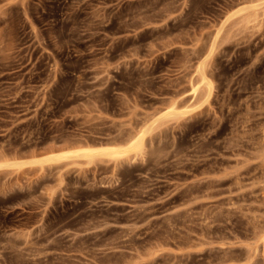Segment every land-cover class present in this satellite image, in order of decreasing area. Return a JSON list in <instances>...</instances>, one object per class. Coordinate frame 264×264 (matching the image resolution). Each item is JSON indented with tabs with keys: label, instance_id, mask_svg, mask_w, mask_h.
Wrapping results in <instances>:
<instances>
[{
	"label": "rangeland",
	"instance_id": "374dc122",
	"mask_svg": "<svg viewBox=\"0 0 264 264\" xmlns=\"http://www.w3.org/2000/svg\"><path fill=\"white\" fill-rule=\"evenodd\" d=\"M143 128L0 167V264L264 261V0H0V163Z\"/></svg>",
	"mask_w": 264,
	"mask_h": 264
},
{
	"label": "bare ground",
	"instance_id": "6f19581e",
	"mask_svg": "<svg viewBox=\"0 0 264 264\" xmlns=\"http://www.w3.org/2000/svg\"><path fill=\"white\" fill-rule=\"evenodd\" d=\"M202 70L201 69L198 70L199 80L197 78L193 79V80L197 79L198 82L194 81L195 83L193 82L194 84L192 85V81H191L192 93L198 92L202 87H207L210 89V86H211L210 81L206 78V76ZM204 89H206V88H204ZM208 93L210 95V92H208ZM173 105L174 106H172L170 112L168 114H166V116L168 115L170 117L171 115L175 114L176 107H175V104H173ZM189 106H190V104H189ZM153 128H155V126ZM143 129L144 130H141L138 133H135V134L131 133L132 135L129 134V136L122 143H116V142L115 143H110V142L109 143L108 142L103 143L102 142V143H97V144L77 145V146H73V147L66 148V149H60V150H53L52 149V151L47 153L43 158L30 159L29 161H26V162L25 161L24 162L18 161V162H13V163L12 162L11 163L4 162V163H0V167L2 168V166H5V165H10V166L11 165L17 166V165H22V164L25 165V163L30 164V165L42 164V163H53V162H60L62 160H66V159H69L72 157L73 158H85L87 160H91V159L98 157V156H107V157H111V158H119V157L127 156L131 151L135 152V154H138L143 149L145 135L148 133L147 130H145V128H143ZM257 136H258V134H257ZM262 245L264 247V238L262 240ZM263 264H264V261H263Z\"/></svg>",
	"mask_w": 264,
	"mask_h": 264
}]
</instances>
